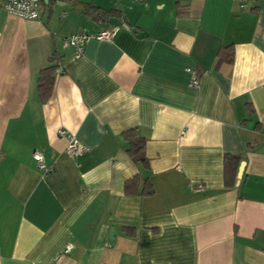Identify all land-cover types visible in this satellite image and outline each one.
I'll use <instances>...</instances> for the list:
<instances>
[{
  "label": "crops",
  "instance_id": "crops-1",
  "mask_svg": "<svg viewBox=\"0 0 264 264\" xmlns=\"http://www.w3.org/2000/svg\"><path fill=\"white\" fill-rule=\"evenodd\" d=\"M109 29L77 59L62 46ZM69 136L89 151L69 155ZM226 154L244 163L233 186ZM135 176L153 192L126 194ZM0 264H264V0H42L38 19L0 5Z\"/></svg>",
  "mask_w": 264,
  "mask_h": 264
},
{
  "label": "built area",
  "instance_id": "built-area-1",
  "mask_svg": "<svg viewBox=\"0 0 264 264\" xmlns=\"http://www.w3.org/2000/svg\"><path fill=\"white\" fill-rule=\"evenodd\" d=\"M42 0H0L2 8L11 15L18 16L24 19H38L40 16V4ZM241 6L247 0H237ZM64 17V13L60 15V18ZM113 30H102L96 33H88L87 31H81L79 33L64 37L62 39V46L64 48H70L73 51V58L77 59L82 55L83 47L85 43L93 38L97 41H109L113 37ZM186 71L190 74V85L194 88L198 87V78L195 73L187 68ZM57 135L63 137L65 130L58 129ZM89 148L79 143L73 136L68 137L66 152L72 156H80L85 152H88ZM33 159L37 164L38 169H42L45 172L50 170L45 167L43 156L38 152H33ZM72 245L67 243L59 254H67L71 251Z\"/></svg>",
  "mask_w": 264,
  "mask_h": 264
},
{
  "label": "trees",
  "instance_id": "trees-1",
  "mask_svg": "<svg viewBox=\"0 0 264 264\" xmlns=\"http://www.w3.org/2000/svg\"><path fill=\"white\" fill-rule=\"evenodd\" d=\"M86 12L88 15L93 17L94 19L100 20L104 16H107L114 11H103L97 7H94L90 4H84ZM231 54L228 56V61L231 60ZM57 57H52L50 59V64L47 65L40 71V76L37 83V88L39 92L40 98L44 101L50 95L53 82L54 75L58 68L57 65ZM123 137L127 141V154L136 162L143 166H147V159L144 155L145 148V139L141 138L137 135V133L133 130L127 131L123 134ZM240 158L239 156H233L226 154L223 160V177L225 186H233L235 181V176L237 172V168L239 165ZM138 176L128 180L124 184V191L126 194H139L140 195H149L153 192L152 187L150 186L147 179H144V187L141 192L137 191L138 185Z\"/></svg>",
  "mask_w": 264,
  "mask_h": 264
},
{
  "label": "water",
  "instance_id": "water-1",
  "mask_svg": "<svg viewBox=\"0 0 264 264\" xmlns=\"http://www.w3.org/2000/svg\"><path fill=\"white\" fill-rule=\"evenodd\" d=\"M243 166H244V163L243 162H240L239 166H238V170H237V178H240L241 177V174H242V171H243ZM111 234H113V230L110 229L109 231V237L111 236Z\"/></svg>",
  "mask_w": 264,
  "mask_h": 264
}]
</instances>
